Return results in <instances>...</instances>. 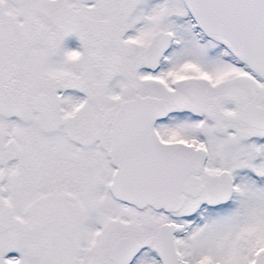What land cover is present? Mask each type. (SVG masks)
Wrapping results in <instances>:
<instances>
[{
	"label": "snow or ice",
	"instance_id": "snow-or-ice-1",
	"mask_svg": "<svg viewBox=\"0 0 264 264\" xmlns=\"http://www.w3.org/2000/svg\"><path fill=\"white\" fill-rule=\"evenodd\" d=\"M0 264H264V0H0Z\"/></svg>",
	"mask_w": 264,
	"mask_h": 264
}]
</instances>
